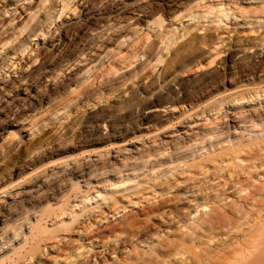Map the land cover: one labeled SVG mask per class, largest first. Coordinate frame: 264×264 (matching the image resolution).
I'll return each mask as SVG.
<instances>
[{
    "label": "bare ground",
    "instance_id": "1",
    "mask_svg": "<svg viewBox=\"0 0 264 264\" xmlns=\"http://www.w3.org/2000/svg\"><path fill=\"white\" fill-rule=\"evenodd\" d=\"M32 1L3 0V17L14 13L12 6L21 7L22 3L28 5ZM74 1L77 2L51 0L52 9L58 11L59 18L80 14L83 18L80 27H76L73 22L70 27L62 29L61 37L56 38L58 43L54 41L51 44L53 54L65 49L62 44L67 35H83L91 30H105L100 32L98 36H102L94 45H84L85 49L81 53L83 58L79 61L81 69L67 83L68 92L73 91L71 85L75 84L78 88L90 77L92 69L87 68L84 62L102 63L110 54V45L122 47L128 38L127 32L117 25H103L95 17V12L87 7L89 0H78L72 6ZM204 1L195 0V5L198 7ZM175 6V3L164 0L153 15L148 16L145 26L150 30H157L155 34L159 43L157 52H145L144 68L160 62V52L168 49L172 38L164 24L168 20L173 22L178 17V13H174L175 10L172 9ZM105 9L109 10L110 7ZM116 9L114 6V11L110 10L116 13ZM224 10L223 3H218L217 7L210 6L206 13L214 15L211 23L223 17L220 13ZM130 14L134 18L145 17V14L137 12ZM55 18L57 16L47 10L38 26L39 29L31 30L30 34L40 32L43 38H55L58 30H52V20ZM179 21L181 23V20ZM188 24H191V21ZM110 32L116 36L114 42L106 37ZM4 37L5 33L1 32L2 51L6 50L8 45ZM224 43L220 41L212 45L198 46L179 60L176 68L166 74L163 86L144 93L143 87L148 83L146 76L131 92H120L116 101L125 102L133 94L140 96L141 101L160 102L161 98L169 96L173 90L184 94V97H179L187 100L198 97L203 93L200 86L184 87L189 75L209 77L216 72H222V77H225L226 73H246L250 66L260 69L264 74V40L250 44L225 45L226 47ZM227 55L228 59L225 58ZM33 59L34 62L42 60L41 52L37 51L34 57L28 58L25 66L13 71L14 76L19 78L13 86L5 81L9 77V71L5 72L3 77L0 76V106L5 112H9L7 107L10 104L17 108L13 109V113L20 110L28 116L33 112L29 107L18 108L17 100L11 99L10 102L9 99L14 86L19 87L20 82L29 84L33 74H25ZM247 59L249 64H246ZM71 62L69 59L67 70L74 64ZM63 75L61 71L44 79L45 82H56ZM210 84L214 85L216 82L209 80L207 87H210ZM22 91L25 93L28 88ZM32 93L37 96L39 90L32 88ZM244 100L241 104L244 107L236 108V105H233L232 109L225 112L231 114L232 124L220 131L215 130L210 119L184 122L185 125L177 130L162 131L159 139L150 137L146 142L137 143L135 146L123 144L109 148L96 153L92 160L80 158L70 161L71 166L67 170L75 171L74 174L77 173L79 178L72 188L82 183L87 187L92 184V180L104 177H113L118 182L111 184L109 190L102 189L108 191L105 195L98 191L92 198L98 199L96 204L101 209L98 213L99 221L93 226L88 223L91 216L86 214V207L81 209V213L74 212L65 216L68 220L51 218L50 230L54 233L55 242L48 247L49 250L53 252L63 249L67 252L76 232H80L78 238L91 241L92 247L98 246L94 240H99L103 230L109 229L116 238H121L120 246H115L102 255L94 252L87 260L77 264H264V104L261 103L264 100V87ZM137 110L138 107L135 108V111ZM111 111V107L106 104L102 113L97 112V105H92L85 112L95 120L85 128L95 134L94 140L97 142L110 136L115 137V131L108 133L106 129V118ZM173 112L175 106L169 103L153 104L144 108L140 116L143 123L149 124L153 119L170 118ZM175 120H170L169 125ZM65 130L69 134L73 132L69 126ZM31 161L30 158L24 159L15 170H22ZM58 174L60 172H55L53 178L45 179L29 192H21V195H25L23 200L32 208L35 205L43 207V203L48 199H55L52 189L57 188L63 179ZM7 178L0 177V184ZM17 195L19 193L14 196ZM9 199L10 201L4 204L8 214L0 216V236L8 232L11 220H26L30 213L24 208L16 209L15 199ZM86 199L83 202L87 206ZM45 213L51 217L53 211L48 210ZM34 218L35 223L30 222L20 233H11L9 240L19 241L18 245L4 248V243L0 242V264L19 254L21 246L27 243L29 236L33 235L39 226L41 216ZM174 224L176 226H173ZM31 249L35 250L34 247ZM104 250L107 248L104 247L103 251L99 252Z\"/></svg>",
    "mask_w": 264,
    "mask_h": 264
},
{
    "label": "rangeland",
    "instance_id": "2",
    "mask_svg": "<svg viewBox=\"0 0 264 264\" xmlns=\"http://www.w3.org/2000/svg\"><path fill=\"white\" fill-rule=\"evenodd\" d=\"M169 1L176 4L172 9L175 10L174 13H178L173 22L168 20L164 24L172 39L168 49L160 52V62L144 68L145 52H157L159 43L155 34L157 30L146 28V20L164 0H89L87 7L95 12V17L103 25H117L127 32L128 38L122 47L110 45V54L102 63L84 62L87 68L92 69L90 77L78 88L75 84L71 85L73 91L68 92L67 83L81 69L79 61L83 58L81 53L85 49L84 45H94L98 42L102 36L98 35L105 29L91 30L83 35H67L62 44L65 49L53 54L51 44L54 41L58 43L56 38H60L62 29L70 27L71 23L74 22L76 27H80L83 23L82 14L59 18L58 11L52 9L51 0H33L28 5L22 3L21 7L12 6L14 13L4 18V2L0 0V33H5L4 39L8 41L6 50H0V76L3 77L4 73L9 71V77L5 81L13 86L14 82L19 81L13 71L25 66L28 58L34 57L37 51L41 52L43 58L38 62H34L35 58L31 61V66L25 74H33L29 84L20 82L19 87L14 86L9 98L10 102L11 99L17 100L18 108L29 107L33 112L25 116L20 110L13 113V109L17 108L12 104L7 107L9 112H5L0 106V177H8L0 184V216L8 214L4 204L10 201L9 198L15 199L16 209L24 208L30 212L26 220L10 221L8 232L0 236L4 248L18 245L19 241L9 240L11 233H20L30 222L35 223V216H41L39 226L33 235L29 236L27 243L21 246L19 254L6 259L2 264H77L87 260L94 252L102 255L115 246H120L121 238H116L108 229L103 230L99 240H94L98 246L92 247L91 241L78 238L80 232H76L67 252L63 249L53 252L49 250L48 247L55 242L54 233L50 230L51 218L68 220L67 216L74 212L81 213V209L86 207V214L91 216L88 223L93 226L99 221L98 213L101 209L96 204L98 199L92 198L98 191L105 195L108 191L102 189L109 190L111 184L118 182L113 177H104L92 180V184L87 187L82 183L72 188L79 178L77 173L74 174L75 171L67 170L71 166L70 161L80 158L92 160L96 153L109 148L123 144L135 146L137 143L146 142L150 137L159 139L162 131L177 130L185 125L184 122L210 119L215 130L220 131L232 124L231 114L225 112L232 109L233 105H236V108L244 107L241 105L244 98L247 99L257 93L259 88L264 87V74L260 69L250 66L246 73H226L225 77H222V72H216L209 77L189 75L184 87L200 86L203 93L188 100L180 98L179 96L185 95L173 90L169 96L161 98L160 102L141 101L140 96L133 94L129 100L117 102L116 97L120 92H131L146 76L148 83L143 87L144 93L163 86L166 74L176 68L179 60L200 45L224 41V46H232L264 40V0H205L198 7L195 0ZM77 2H72V6ZM218 3H223L225 10L220 13L223 17L211 23L214 15H208L206 12L212 5L217 7ZM114 6L117 7L116 13L110 10L114 11ZM60 8L59 3L58 9ZM47 10L57 16L52 20V30L58 28L56 37L43 38L40 32L30 34L31 30L39 29L38 26ZM23 12L26 14L20 15ZM134 12L145 14V17L134 18L130 14ZM189 21L191 24H188ZM106 37L111 42L116 39L111 32ZM225 58L228 59L229 55ZM69 59L74 64L67 70ZM14 63L17 64L13 67ZM249 63L247 59L246 64ZM61 71L64 75L60 76L58 81L45 82L44 77ZM209 80L215 81L216 84L207 87ZM24 88H28L25 92L27 95L22 91ZM32 88L39 90L37 96L33 95ZM168 103L175 106L173 117L164 120L153 119L149 124L141 121L140 115L144 108L153 104ZM261 103L264 104V100ZM106 104L112 109L106 118V129L108 133L115 131V137L110 136L97 142L94 140L95 134L85 128L95 120L85 112L92 105H97V112L102 113ZM137 107L138 110L135 111ZM120 109L124 110L119 111ZM170 120L175 121L169 125ZM67 126L72 129L71 134L66 132ZM26 158L32 161L22 170L16 171L17 165ZM55 172H60L58 175L63 178L60 185L52 189L55 199H48L43 203V207L35 205L31 208V205L23 200L25 195H21V192L31 191L45 179L53 178ZM84 199L87 200V206L83 202ZM48 210L53 211L51 217L45 213ZM32 247L35 248L34 251ZM104 247L107 250L99 252L103 251Z\"/></svg>",
    "mask_w": 264,
    "mask_h": 264
}]
</instances>
